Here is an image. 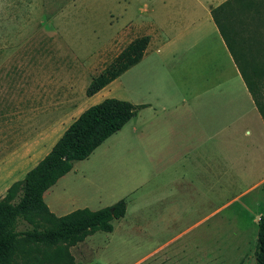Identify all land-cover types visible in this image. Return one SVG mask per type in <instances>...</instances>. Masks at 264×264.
I'll return each instance as SVG.
<instances>
[{
    "label": "rangeland",
    "instance_id": "obj_1",
    "mask_svg": "<svg viewBox=\"0 0 264 264\" xmlns=\"http://www.w3.org/2000/svg\"><path fill=\"white\" fill-rule=\"evenodd\" d=\"M197 1L202 6L214 3ZM187 5L203 16L193 0H0V97L16 90L19 81L17 88L24 89L25 97L41 90L32 80L39 77L38 65L45 55L53 59L59 52L61 58L71 55L73 64L72 106L32 108L35 103L25 101L16 109L0 98V200L83 110L104 99L128 102L126 76L97 95L86 96L89 81L85 84L81 72L86 61L95 62L100 49L121 29L126 27L128 37H135L136 25L144 22L151 27L138 35L156 34L161 13L179 12ZM59 62L51 61L56 65L54 75L60 72ZM144 153L143 143L124 127L86 159L73 162L70 171L43 193V202L55 216L125 201L126 219L112 221L110 233L96 231L69 248L73 264H254L256 222L264 216V184L240 198L256 180L239 181L217 189L214 199L184 200V207L177 206V211L166 215L162 202L155 200L161 194V158ZM262 176L264 172L255 173L254 179ZM162 221H166L164 228ZM134 222L137 225L130 230ZM25 228L32 227L25 222L17 226ZM179 233L178 240L167 247L149 251L146 246Z\"/></svg>",
    "mask_w": 264,
    "mask_h": 264
},
{
    "label": "crops",
    "instance_id": "obj_2",
    "mask_svg": "<svg viewBox=\"0 0 264 264\" xmlns=\"http://www.w3.org/2000/svg\"><path fill=\"white\" fill-rule=\"evenodd\" d=\"M193 1L204 12L202 17L195 14V6L187 5L179 12L161 13L162 22L156 34L138 35L151 27L140 22L136 25L137 35L128 37L130 32L125 27L108 39L95 62L86 61L85 68L81 67L86 84L129 42L143 36L148 38L141 59L91 96L126 76L127 103L142 107L121 129L127 127L133 138L143 143L145 155L161 158V194L155 200L162 202L166 215L177 211V206L184 207V200L214 199L217 189L229 188L239 181L256 180L240 198L264 184V176L254 179L255 173L264 172V123L210 17V11L225 0H214L204 6ZM57 56L53 59L45 55L38 65L39 77L32 80L33 86L41 88L33 92L36 95L25 97L24 89L17 88L19 81L13 92H3L4 95L1 92V102L12 103L16 109L25 101L35 103L32 108L70 106L72 58L71 55L61 58L60 52ZM51 61H60L58 74H53L56 65ZM82 91L79 101L83 100ZM251 198L256 200V196ZM124 214L112 221L125 220ZM165 222L162 221L163 228ZM136 225L130 224V230ZM180 234L146 246L149 251L167 247Z\"/></svg>",
    "mask_w": 264,
    "mask_h": 264
},
{
    "label": "trees",
    "instance_id": "obj_3",
    "mask_svg": "<svg viewBox=\"0 0 264 264\" xmlns=\"http://www.w3.org/2000/svg\"><path fill=\"white\" fill-rule=\"evenodd\" d=\"M210 17L264 123V35L260 34L264 31V0H225L210 11ZM243 32L248 36L243 38ZM147 42L146 36L129 42L91 79L85 95L95 94L135 65ZM141 107L104 99L86 108L23 179L6 189L0 200V264H73L69 248L96 231L111 232V221L124 214V200L95 211L82 208L56 217L42 195L70 171L73 162L86 159ZM21 222L32 228L18 230ZM253 259L254 264H264V216L256 222Z\"/></svg>",
    "mask_w": 264,
    "mask_h": 264
}]
</instances>
